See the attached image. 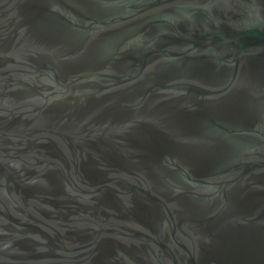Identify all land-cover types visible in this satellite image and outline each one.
<instances>
[{
	"label": "water",
	"instance_id": "1",
	"mask_svg": "<svg viewBox=\"0 0 264 264\" xmlns=\"http://www.w3.org/2000/svg\"><path fill=\"white\" fill-rule=\"evenodd\" d=\"M0 264H264V0H0Z\"/></svg>",
	"mask_w": 264,
	"mask_h": 264
}]
</instances>
